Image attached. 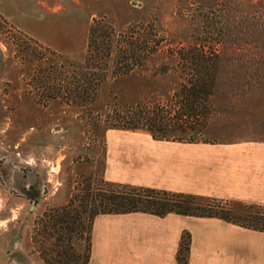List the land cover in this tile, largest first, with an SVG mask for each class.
<instances>
[{
  "label": "rangeland",
  "instance_id": "1",
  "mask_svg": "<svg viewBox=\"0 0 264 264\" xmlns=\"http://www.w3.org/2000/svg\"><path fill=\"white\" fill-rule=\"evenodd\" d=\"M51 5L56 12L50 17L18 20L27 32L0 15V264H46L40 254L53 240L46 229L50 209L102 178L107 125H86L75 103L54 98L41 104L35 96L37 67L56 64L53 50L80 58L92 17L103 16L116 32L152 26L163 48L206 35L204 44L221 38L228 55L264 50V0H51ZM209 6L228 9L221 36L205 32L200 13ZM161 65L169 68L161 71ZM222 65L227 73L208 100L212 112L204 137L264 140V77L255 76L264 71V59L226 58ZM179 66L159 54L146 67L104 83L90 106L103 113L113 103H163L178 86ZM75 232L69 233L73 246Z\"/></svg>",
  "mask_w": 264,
  "mask_h": 264
},
{
  "label": "trees",
  "instance_id": "2",
  "mask_svg": "<svg viewBox=\"0 0 264 264\" xmlns=\"http://www.w3.org/2000/svg\"><path fill=\"white\" fill-rule=\"evenodd\" d=\"M208 8L200 13L205 32L223 35L228 28L227 7ZM202 39L163 48L159 43L161 37L152 26L145 32L131 28L116 32L103 16L92 17L80 58H68L53 50L56 64L37 67L34 74L36 100L41 104L54 98L75 103L83 111L86 125L102 122L107 127L142 128L157 139L216 141L206 139L204 132L212 112L208 100L216 92L219 78L227 73L222 60H239L241 57L255 60L257 56L264 59V50L259 55L249 52L244 56L238 50L228 55L221 38L213 39L209 44L203 42L207 41L206 35ZM159 54L180 62L178 86L165 102L113 103L103 113L93 112L90 104L104 83L132 69L146 67ZM168 68L160 66L161 71ZM255 76L264 77V71L255 72ZM258 82L263 83L262 80ZM50 210L46 229L47 236L53 240L40 254L46 264H87L92 219L97 213L145 211L162 216L175 212L214 216L246 228L264 230V204L261 203L129 184L103 177L92 185L88 183L82 192L71 193L64 203ZM71 231H76L78 236L74 246L69 242ZM188 250L189 233L183 230L176 250L177 264H187Z\"/></svg>",
  "mask_w": 264,
  "mask_h": 264
},
{
  "label": "crops",
  "instance_id": "3",
  "mask_svg": "<svg viewBox=\"0 0 264 264\" xmlns=\"http://www.w3.org/2000/svg\"><path fill=\"white\" fill-rule=\"evenodd\" d=\"M54 12L51 0H0V15L24 31L18 20ZM102 177L264 204V140L189 142L107 127ZM183 230L189 233L187 264H264V230L214 216L145 211L95 214L87 264H177Z\"/></svg>",
  "mask_w": 264,
  "mask_h": 264
}]
</instances>
